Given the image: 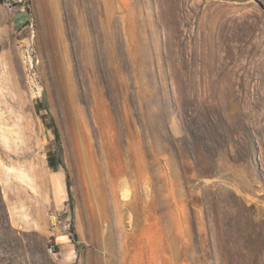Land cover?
<instances>
[{
	"label": "rangeland",
	"instance_id": "obj_1",
	"mask_svg": "<svg viewBox=\"0 0 264 264\" xmlns=\"http://www.w3.org/2000/svg\"><path fill=\"white\" fill-rule=\"evenodd\" d=\"M0 264H264V0H0Z\"/></svg>",
	"mask_w": 264,
	"mask_h": 264
},
{
	"label": "trees",
	"instance_id": "obj_2",
	"mask_svg": "<svg viewBox=\"0 0 264 264\" xmlns=\"http://www.w3.org/2000/svg\"><path fill=\"white\" fill-rule=\"evenodd\" d=\"M51 119V123H52V131H53V140L54 143L56 144V149H57V156H56V160L54 165H59L62 168H64L65 170V185H66V192H67V198L68 201L70 202V207H71V201H72V193H71V183H70V176L69 173L67 172V170L65 169V165L63 162V158H62V148H61V144H60V133H59V129L54 121L53 118ZM71 230V235H72V242L74 243L75 248L78 250V241H77V233L74 229V226L70 227ZM57 247H55L56 249ZM57 250V249H56Z\"/></svg>",
	"mask_w": 264,
	"mask_h": 264
},
{
	"label": "crops",
	"instance_id": "obj_3",
	"mask_svg": "<svg viewBox=\"0 0 264 264\" xmlns=\"http://www.w3.org/2000/svg\"><path fill=\"white\" fill-rule=\"evenodd\" d=\"M22 20L20 22L23 21V18H21ZM58 172V171H57ZM55 182L57 184L56 186V189H55V192H54V201L55 203H59L61 201H64L65 200V196H64V192L66 190V185H64V182H63V178H62V175L58 173L55 174ZM31 207H34L35 208V205L31 204ZM23 223V224H27L28 223V219L26 217H19V224ZM58 243H54L53 245H57ZM60 248H64L59 246ZM62 253V250L60 249V251Z\"/></svg>",
	"mask_w": 264,
	"mask_h": 264
},
{
	"label": "built area",
	"instance_id": "obj_4",
	"mask_svg": "<svg viewBox=\"0 0 264 264\" xmlns=\"http://www.w3.org/2000/svg\"><path fill=\"white\" fill-rule=\"evenodd\" d=\"M47 252L51 255H55L56 254V249H55V246L52 244V245H49L47 247Z\"/></svg>",
	"mask_w": 264,
	"mask_h": 264
}]
</instances>
